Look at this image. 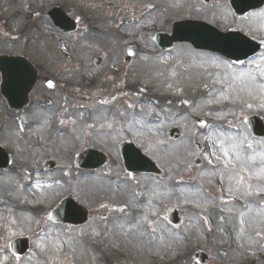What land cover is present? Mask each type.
I'll list each match as a JSON object with an SVG mask.
<instances>
[{
  "label": "rangeland",
  "instance_id": "1",
  "mask_svg": "<svg viewBox=\"0 0 264 264\" xmlns=\"http://www.w3.org/2000/svg\"><path fill=\"white\" fill-rule=\"evenodd\" d=\"M113 1L104 15L98 0H0V23L8 19L0 26V53L47 64L58 71L62 89L38 86L31 114L12 110L0 94V142L12 157L10 167L0 170V264H192L197 249L210 256V264H264V138H254L242 123L247 114L264 119V48L239 65L188 44L164 51L153 41L181 18L203 19L223 30L235 26L227 0L105 3ZM55 4L81 19L67 45L66 34L47 16ZM142 13L141 25H134ZM242 18L236 27L264 43V8ZM133 45L137 56L126 61ZM97 56L104 57L99 66ZM70 86L89 97L75 101L72 95V105L61 106L57 98ZM42 96L57 100L54 121L47 118L53 116L49 107L40 109ZM76 109L81 118L70 115ZM199 117L208 121L206 129ZM175 126L179 133L169 137ZM127 139L163 174L128 175L117 149ZM85 144L103 149L110 161L97 170L76 169L71 158ZM50 159L62 166L45 171ZM69 194L94 212L107 197L130 205L122 207L125 215L111 229L110 220L98 218L74 229L45 219ZM171 207L184 212L181 227L167 223ZM33 232L32 250L14 256L8 240ZM255 239L263 252L253 249Z\"/></svg>",
  "mask_w": 264,
  "mask_h": 264
},
{
  "label": "water",
  "instance_id": "2",
  "mask_svg": "<svg viewBox=\"0 0 264 264\" xmlns=\"http://www.w3.org/2000/svg\"><path fill=\"white\" fill-rule=\"evenodd\" d=\"M245 1H247V2L254 1L255 3L258 2L257 0H245ZM52 15L55 17V20L57 22H58V20H57L56 16L59 19L62 18V15L57 10L52 12ZM186 28L189 29V30H187V37L189 39H191L192 41H194L195 43L201 42V40L199 38V34H205V35L209 36L211 39H213V37L211 35H214V34H212L211 31L200 27L199 25L186 26ZM214 37L216 40H223L224 39V37H220V36H214ZM238 39H239V37L235 38L236 44L240 45V47L244 46L245 42H241ZM162 40H163V38H162ZM238 42H241V43H238ZM226 52L228 53V56L237 58V56L235 54H232L230 51L226 50ZM4 60L6 61L7 69L4 70L6 85L3 86V92L9 99H14L15 94L18 93L24 85V74L31 73V71L33 69L29 64H27L25 61H23L20 58H4ZM9 65H12L13 68L10 69ZM11 92H13L12 95H10ZM145 161H146V159L142 157L140 160V163L142 165H144L146 167V169H148V170L155 169L153 164L151 166L150 164H148Z\"/></svg>",
  "mask_w": 264,
  "mask_h": 264
},
{
  "label": "snow or ice",
  "instance_id": "3",
  "mask_svg": "<svg viewBox=\"0 0 264 264\" xmlns=\"http://www.w3.org/2000/svg\"><path fill=\"white\" fill-rule=\"evenodd\" d=\"M240 62H241V63H243V61H240ZM257 67L259 68V67H260V65H257ZM247 75H249V76H250L251 74H247ZM253 79H254V77H253ZM250 106H251V105H249V107H250ZM204 124H205V126H207V125H206V122H204ZM248 147H252V145H251V144H249V145H248ZM224 156H225V157H227V156H228V152H227V151H224Z\"/></svg>",
  "mask_w": 264,
  "mask_h": 264
},
{
  "label": "bare ground",
  "instance_id": "4",
  "mask_svg": "<svg viewBox=\"0 0 264 264\" xmlns=\"http://www.w3.org/2000/svg\"><path fill=\"white\" fill-rule=\"evenodd\" d=\"M233 41H234V40H233V39H231V40H230V43H232Z\"/></svg>",
  "mask_w": 264,
  "mask_h": 264
}]
</instances>
